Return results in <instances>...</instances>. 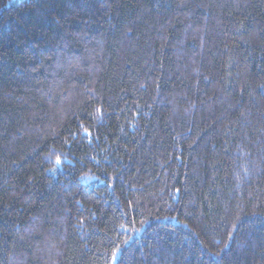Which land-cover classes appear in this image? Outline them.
Here are the masks:
<instances>
[{
	"label": "trees",
	"instance_id": "16d2710c",
	"mask_svg": "<svg viewBox=\"0 0 264 264\" xmlns=\"http://www.w3.org/2000/svg\"><path fill=\"white\" fill-rule=\"evenodd\" d=\"M0 264H264V0H0Z\"/></svg>",
	"mask_w": 264,
	"mask_h": 264
},
{
	"label": "snow or ice",
	"instance_id": "6c2138e0",
	"mask_svg": "<svg viewBox=\"0 0 264 264\" xmlns=\"http://www.w3.org/2000/svg\"><path fill=\"white\" fill-rule=\"evenodd\" d=\"M57 163H62V161H60L59 159H57V161H56ZM113 259L115 260L116 259V257L115 256H113Z\"/></svg>",
	"mask_w": 264,
	"mask_h": 264
}]
</instances>
